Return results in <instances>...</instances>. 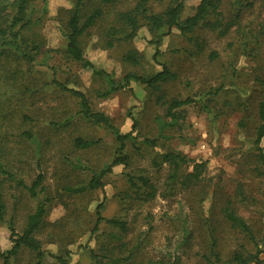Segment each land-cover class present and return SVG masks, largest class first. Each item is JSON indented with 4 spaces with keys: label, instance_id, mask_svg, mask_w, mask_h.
Segmentation results:
<instances>
[{
    "label": "rangeland",
    "instance_id": "rangeland-1",
    "mask_svg": "<svg viewBox=\"0 0 264 264\" xmlns=\"http://www.w3.org/2000/svg\"><path fill=\"white\" fill-rule=\"evenodd\" d=\"M96 1L88 0L85 11ZM137 1L105 5L101 18L81 36L91 68L67 52L63 28L74 0L31 2L29 18L34 24L23 33L30 47L40 46L35 60L28 62L0 47L3 160L28 186L42 174L45 187L33 197L26 187L0 178L6 205L0 250L13 246L10 223L23 232L39 204L46 206L34 234L45 257L39 260L35 251L23 246L11 264H62L55 256L68 264H170L176 258L180 264H208L213 237L224 262L236 251L249 254L253 249L223 213L230 199L264 243V163L255 145L264 101V0H218L220 16L210 14L187 35L177 28L157 31L141 17L137 36L129 39L119 16L134 9ZM173 1L150 0L149 12L162 13ZM200 2L184 0L182 19L194 15ZM217 19L221 27L215 29L209 23ZM159 34V60L174 77L158 92L132 81L104 95L110 84L94 69L108 71L116 81L128 73L149 77L161 70L151 43ZM134 53L136 62L128 58ZM54 76L84 92L93 109L106 113L122 133L133 130L136 136L127 142L128 164L115 166L103 178L105 219L93 234L103 190L74 193L67 188L88 184L112 162L118 143L110 129L83 117L79 98L52 84ZM174 98L195 102L171 117L164 102ZM77 138L95 143L81 147ZM146 139L155 140V145ZM261 146L264 150V138ZM167 151L202 162L200 183L182 185L192 165L181 168L176 182L170 181L173 167L159 154ZM112 218L124 222L125 229L108 222Z\"/></svg>",
    "mask_w": 264,
    "mask_h": 264
},
{
    "label": "trees",
    "instance_id": "trees-1",
    "mask_svg": "<svg viewBox=\"0 0 264 264\" xmlns=\"http://www.w3.org/2000/svg\"><path fill=\"white\" fill-rule=\"evenodd\" d=\"M33 0H0V47L3 49H11L16 53H19L28 62L35 60L34 54L40 51V46L35 44L30 47L26 39L24 30L31 27L34 21L29 18V7ZM88 0H74V6L70 10V16L67 20L65 27L63 28V34L67 41V52L69 55L79 63H82L85 67H93V64L85 57L81 46V36L91 28L103 15L104 6L114 3L118 0H99L96 1L93 8L88 12L85 11L87 7ZM150 0H138L136 6L131 11L122 12L120 14V20L127 27L129 31L126 35L127 38L132 39L137 36L140 27L139 18L144 17L147 19L153 29L160 31L167 27L170 33L173 28H177L181 33L187 35L202 23L205 19H208L210 14L220 16V5L218 0H201L196 8L194 15L182 19V14L184 12V0L178 1L174 0L173 3L165 9L162 13H150L148 9V3ZM210 26L217 29L221 27L220 20L217 19L215 22L210 21ZM226 30H222L221 34H225ZM162 42V35L159 34L156 40L152 41L155 44L156 51L154 53V59L162 68L156 74L149 77L139 75L136 73H128L124 76L123 80L116 81L111 74L104 69H94V73L100 77H104L108 80L110 84L109 89L104 92V95H109L113 91L123 89L131 84L132 81L138 82L140 84L146 85L153 91H160L161 85L168 79L174 77V73L159 60L161 50L159 48ZM31 49V51H30ZM30 51V52H29ZM129 59L136 62V54L128 55ZM52 84L56 85L63 91H68L80 100L81 114L83 117L89 119L91 122L97 125H103L110 129L117 140L116 156L113 158L112 162L103 169L100 173L95 174L88 184L81 185L78 187H68L67 190L74 193L83 192L87 189H102L104 194V200L100 202L96 208L97 220L96 224L92 229V234L99 230L100 223L105 219L102 215V209L104 207V201L106 199V192L104 190L103 178L105 175L113 172V168L117 165H127L128 155L126 153L127 142L130 139H135L133 130L128 133H122L120 129L112 122L111 118L102 111H97L93 109L89 98L81 90L68 87L61 81H59L56 76H54ZM160 96V95H159ZM162 99V97H159ZM195 102L193 98L186 99H172L170 101H165L168 104L167 115L175 117L176 110L182 108L185 105ZM260 119L261 124L258 126L256 131L255 145L258 150V156L260 161L264 163V150L261 146L262 139L264 138V101L260 104ZM133 128H135V121ZM147 142L155 145V140H148ZM95 143L93 140H85L83 138H77L76 144L81 147H90ZM4 145L0 146V178L15 181L19 186L26 187L31 196L37 197L39 193L45 190L44 187V176L39 174L37 178L28 186L24 180L19 179L15 173L7 169L3 154L5 151ZM160 156L164 163H169L173 167V171L170 175V181L176 182L179 178L178 173L183 167L193 166V171L189 172L186 180H182V185H186L190 181L192 184H199L201 180V173L204 168L202 162H196L191 158H188L185 154L176 151L160 152ZM143 181H148L146 178H142ZM1 181V180H0ZM196 181V182H194ZM1 183V182H0ZM187 186V185H186ZM45 203L42 202L37 207V210L32 213L28 218V224L23 230V232L17 231L13 223H10L9 228L11 231L10 239L13 242L12 248L7 251L0 250V257L4 260V264H11V258L16 256L19 250L25 246L37 253L39 260L43 259L46 255V250L43 249L41 242L34 236L35 232L39 228L43 216L45 214ZM223 213L231 224L233 228H236L243 232L251 242L253 249L248 254L242 251H236L232 258L227 261H222L219 252L216 249V240L212 238V249L211 256H207L208 264H264V259L262 254L264 253V243L262 244L260 240L257 239L253 229L248 224V222L240 216L235 207L233 201L230 199L226 201L223 206ZM6 205L3 200V193L0 191V220L5 221ZM108 222L119 225L122 230L125 229V223L119 219L112 218L108 219ZM92 255L97 257L98 255L91 250ZM62 264H68L67 260L63 257L55 256ZM212 257L214 259H212ZM149 264H165L163 261L150 262ZM170 264H180L179 259H174Z\"/></svg>",
    "mask_w": 264,
    "mask_h": 264
}]
</instances>
